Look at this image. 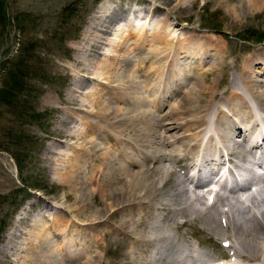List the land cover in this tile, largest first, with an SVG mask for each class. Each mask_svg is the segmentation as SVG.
Listing matches in <instances>:
<instances>
[{
    "label": "bare ground",
    "instance_id": "1",
    "mask_svg": "<svg viewBox=\"0 0 264 264\" xmlns=\"http://www.w3.org/2000/svg\"><path fill=\"white\" fill-rule=\"evenodd\" d=\"M153 1L148 4L150 9H144L142 13L141 20L148 24L137 27L133 22L139 15L135 12L127 11L128 14L116 16L120 19L110 35L117 36V39L106 36L116 20L113 18L115 12L103 15L109 19L108 25H104L105 33V30L91 25L89 36L92 45L97 47L100 44V49L103 46L114 48L112 55L102 54L105 59L112 57V65L104 60L94 63L87 56L78 61L85 71L99 69L108 75L103 81L96 82L100 83L98 88L104 96L91 92L92 95L88 93L82 101L77 94L80 93L78 89L86 86L83 83H78V89L75 87L78 91L71 93V105L84 102L81 106L93 111L82 108L86 117L75 112L68 116L73 122L82 121L85 129L76 132L70 129L71 135L62 136L76 143L72 147L76 152L73 151L74 155L68 159L66 180L71 197L74 195L75 201L81 203H78L80 210L87 209L88 197L91 196L100 205L101 210L97 214L101 215L96 220L94 218L93 223L86 222L85 228L75 224V235L78 234L82 246L67 243L73 248V254L68 251L62 258L59 256L61 259L54 258L53 249L56 247L52 245L56 241L53 242L48 234H37L34 242H26V248L13 243L16 232L7 248L20 253L14 260L10 259L9 264H208L204 254L193 248L194 244L183 251L179 246H169L171 239L165 234H149L158 227L159 220L154 218L158 209L166 212L169 217L165 219L164 216V219L168 221L176 216L185 217L180 220L179 227H193L197 220L202 219L211 229L222 232L226 238L223 241L225 248L230 251L228 257L238 260L209 264H264V199L261 198H264V177L251 178L245 184L227 190L226 194L217 192L213 204H207L212 194L207 184L197 182L195 186L199 188L191 190L187 184L189 178L184 177L189 168L210 170L208 175H211L221 166L240 167L249 161L248 138L253 139L252 151L264 164V48L250 64H247V59L240 61V78L232 81L231 85L227 84L224 77L231 63L227 62L223 50H218L214 39L204 37L202 42L197 37L189 38V35L182 39L173 35L168 19H164V23L156 20L159 6H156L157 1ZM179 1L178 7L189 0ZM193 1L196 3L198 0ZM212 1L214 3L215 0ZM219 1L225 3L224 0ZM247 3L254 8H264V0H247ZM121 22H125L123 27ZM127 43L131 48L126 49ZM121 48L125 52L123 50L119 55ZM187 60L194 63L188 64L191 68L188 72H183L181 65ZM159 61L165 65L160 71L157 67ZM206 62L210 64L209 69H204ZM111 71L113 73L110 74ZM136 71L137 76L132 74ZM218 76L222 79L217 86ZM221 88L224 91L219 92ZM224 94L227 97L224 98ZM177 95H180L178 104L163 112L164 106ZM87 116L97 120L92 121ZM83 152L89 154L87 159H83ZM149 161V165L145 164ZM166 163L178 167L177 170L184 174H178L175 169L168 173ZM134 166L137 169H133ZM232 179L230 174L226 182ZM89 186L95 188L89 189ZM167 187L171 188V195L167 203L159 206L156 200ZM253 187H256L255 191ZM81 190H85V194H81ZM218 211V217L223 215L219 219L216 218ZM109 220H117L121 226L111 225ZM89 226L92 228L87 229ZM118 232L127 240L128 247L122 249L121 255L112 262L107 256L112 237ZM99 233H103L105 242L96 246H101L105 254L95 252L83 260V255L94 249ZM146 246L153 248L151 253L145 250ZM6 250L0 248V252L5 253ZM22 252L25 255L22 256Z\"/></svg>",
    "mask_w": 264,
    "mask_h": 264
},
{
    "label": "rangeland",
    "instance_id": "2",
    "mask_svg": "<svg viewBox=\"0 0 264 264\" xmlns=\"http://www.w3.org/2000/svg\"><path fill=\"white\" fill-rule=\"evenodd\" d=\"M152 1L0 0V8L2 9L0 11V88L3 87L4 73L22 60H27L26 64L29 63L33 68L36 67L41 70L38 69L37 72L32 73L35 76L34 79L27 82L29 89L27 94L29 96H23L24 101L21 102L23 106L17 107L19 108L18 113L27 109L31 110L36 115L35 119L29 118L27 114L19 116L10 107L0 103V248L7 249L5 253L0 252L2 264H7L10 259L14 260L16 255L20 253V251L15 253V250L7 248L12 243L11 239L15 237L13 234L16 232L17 237L13 239L14 244H22V247H26V242H34L37 239V234H48L53 242L56 241L54 244L56 246L52 245L53 248L56 247L53 249L54 258L61 259L68 251L72 255L71 250L73 248H70L67 243L82 246L79 243L81 240H79L78 234L75 235V224L84 227L86 222L93 223L95 222L94 218L96 220V217L101 215L97 214L98 210H101L100 205L96 204L97 200L93 201L91 196L88 197L91 204L87 205L85 211H81L78 204L80 202L75 201L74 195L71 197L72 194L66 180L69 170L67 167L68 159L74 155L73 151L76 152L72 148L76 143L62 136L68 135L70 129H73L74 132L85 129L82 121L73 122L68 116L75 112L80 117H86L82 111L84 108L93 111L86 107L83 108L81 105L84 102H80V105L77 103L71 105V93L79 90L80 93L77 95L80 94L81 100H85L84 96L91 92L102 96L101 89L98 88L100 83L96 82L97 80L103 81L108 75L99 69L85 71L82 63L78 61L87 56L90 61L94 60V63L104 60L108 65H112L114 61L112 57L107 56L105 59L102 54L112 55L115 51L114 48L103 46L100 49L98 48L100 44L94 47L89 36L92 26H97L101 31L105 30V33L107 31L105 26L108 25L109 19L103 15H108V12H115L116 15L113 18L116 20L113 21V27L110 28V32L106 36L109 39H117V36L110 35L117 25V20L120 19L116 16L122 15L121 13L128 14L127 11L135 12L140 18L133 22L137 24V27L148 24L141 18L143 10L150 9L148 4ZM155 1L158 2L156 6H159L155 16L156 20L164 23L168 19L170 21L168 27L172 30L173 35H178L181 39L185 35L187 37L189 35V38L197 37L201 41L204 37L214 39L218 50H223V54L227 56V62L231 63L228 74L224 77L227 84L231 85L232 81L240 78L241 62L247 59V64H250L256 60L255 56L261 51L260 49L264 48V8H254L248 5L247 0H224L225 3L219 0H215L214 3L211 0H198L194 3L193 0H189L180 7H178L179 0ZM158 18L160 19L158 20ZM124 23L121 22L120 26ZM150 25L153 27L154 24L150 21ZM129 45V43L126 44V49L131 48ZM123 50L124 48H121L118 54L122 55ZM144 52L143 55H145ZM249 58H251L250 61ZM182 63V71L188 72L191 69L188 64L192 65L194 62L187 60ZM208 63L204 64V69H209L208 65L210 64ZM163 66L165 65L159 61L158 71L162 70ZM131 69L133 71V67ZM166 70L169 71V67ZM111 73L113 72L111 71ZM132 74L137 76V71ZM221 79L222 76H218L215 85L218 86ZM258 79L263 80V77L258 76ZM78 83H83L86 86L80 90ZM187 90L188 88L185 92ZM221 91H224L223 88L219 90V92ZM179 97L180 95L173 97L162 111L168 112L172 105L176 106ZM225 97H227L226 94H224ZM91 98L94 99V97ZM119 105L123 106V104ZM147 108L153 110L148 106ZM87 118L92 119V121L97 120L92 116H87ZM79 120L81 119L79 118ZM102 123L105 124L106 122ZM70 133L69 135H71ZM52 151L54 154L51 153ZM83 153L85 155L83 159H87L89 154ZM150 163L149 161L145 164L149 165ZM167 166L168 173L171 169H175L178 174H183L177 170L178 167L170 164ZM134 167L133 169H137ZM94 188L89 186V189ZM255 189L256 187H253L254 191ZM170 190L171 188L168 189L167 187L163 193L159 194L160 196L156 200L159 206L167 203L168 197L171 195ZM85 192V190L80 191L81 194H85ZM261 198L264 199L263 196ZM156 212L154 218L159 220V224L158 227L153 228L154 232L151 231L149 234H165L171 239L168 243L169 246H179L185 251L188 245L194 244L195 246L192 245L193 248L195 247L202 255L204 254L208 264L211 262L219 263L222 260H228L229 263L238 260L228 257L230 251L225 248L223 241L226 238L223 237L222 232L211 229L202 219L197 220L193 227H179L180 220L183 221L185 217L176 216L173 220L168 221L165 220L169 217L166 216L165 211L158 209ZM218 214L219 211L216 218ZM222 216L220 214L218 219ZM76 217L78 218L76 219ZM40 221L41 223L38 224ZM36 223L39 226H35ZM109 223L121 226L117 220H111V222L109 220ZM45 224L46 226H44ZM92 233L95 232L92 231ZM126 241L120 232L113 235L111 250L107 256L109 261L117 260L122 249L128 247ZM104 242L103 233H99L98 240L93 245L94 249L87 255L84 254L83 260L89 255H94L95 252L103 253L101 246L96 245ZM60 249H63V252ZM150 249L153 250L150 246L145 247L149 253L152 251ZM21 255L23 256L25 253L22 252Z\"/></svg>",
    "mask_w": 264,
    "mask_h": 264
},
{
    "label": "trees",
    "instance_id": "3",
    "mask_svg": "<svg viewBox=\"0 0 264 264\" xmlns=\"http://www.w3.org/2000/svg\"><path fill=\"white\" fill-rule=\"evenodd\" d=\"M0 11H2L1 8ZM26 62L27 60H22L19 64L14 65L12 69L10 68L9 71L4 73L2 81L3 87L0 88V103L10 107V109L19 116L27 114L29 118L35 119L36 115L33 114L31 110L27 109L24 112L18 113L19 108H17L18 106H23L21 104V102L24 101L23 96H29V94H27V92H29L27 82H31L34 79L35 76L32 73H34V71L37 72L39 69L36 67L33 68L29 63L26 64ZM39 71L41 70L39 69Z\"/></svg>",
    "mask_w": 264,
    "mask_h": 264
}]
</instances>
